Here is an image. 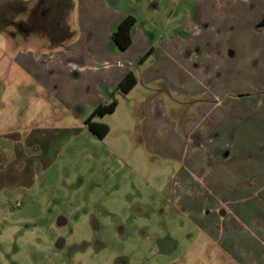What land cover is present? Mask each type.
<instances>
[{"label": "crops", "instance_id": "crops-1", "mask_svg": "<svg viewBox=\"0 0 264 264\" xmlns=\"http://www.w3.org/2000/svg\"><path fill=\"white\" fill-rule=\"evenodd\" d=\"M183 1L0 0V191L29 186L75 134L99 138L92 110L115 101L99 122L139 87L137 133L176 164L157 214L189 228L161 264H264V79L244 76L264 74V0Z\"/></svg>", "mask_w": 264, "mask_h": 264}, {"label": "rangeland", "instance_id": "rangeland-1", "mask_svg": "<svg viewBox=\"0 0 264 264\" xmlns=\"http://www.w3.org/2000/svg\"><path fill=\"white\" fill-rule=\"evenodd\" d=\"M255 29L264 35V25ZM244 76L252 84L264 79ZM144 92L136 87L113 113L95 117L109 128L103 138L75 134L29 186L0 191V264L178 261L188 240L176 230L189 228L178 212L157 214L159 190L176 164L145 149L137 133Z\"/></svg>", "mask_w": 264, "mask_h": 264}, {"label": "trees", "instance_id": "trees-1", "mask_svg": "<svg viewBox=\"0 0 264 264\" xmlns=\"http://www.w3.org/2000/svg\"><path fill=\"white\" fill-rule=\"evenodd\" d=\"M132 16H125L119 23L116 25L115 29L110 33V38L112 42L117 46L118 49L124 50L129 44V30L133 24ZM264 25V15L259 19L256 26ZM134 84L133 76L128 73L122 77V79L117 84V89L120 92L128 91L132 85ZM115 105V101L111 100L110 102L102 105L96 106L90 115L85 119L86 128L96 135L99 138H102L106 132L107 127L105 124L96 122L91 118L96 115H103L105 113H109L113 110Z\"/></svg>", "mask_w": 264, "mask_h": 264}]
</instances>
